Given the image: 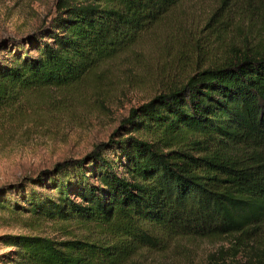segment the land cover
<instances>
[{
    "label": "trees",
    "instance_id": "obj_1",
    "mask_svg": "<svg viewBox=\"0 0 264 264\" xmlns=\"http://www.w3.org/2000/svg\"><path fill=\"white\" fill-rule=\"evenodd\" d=\"M182 1L55 0L49 22L0 43V118L79 83ZM232 9L255 28V47L130 109L84 157L0 188L1 209L92 225L105 239L5 235L0 264H125L173 237H233L248 264H264V0ZM9 191L26 206L4 200Z\"/></svg>",
    "mask_w": 264,
    "mask_h": 264
},
{
    "label": "rangeland",
    "instance_id": "obj_2",
    "mask_svg": "<svg viewBox=\"0 0 264 264\" xmlns=\"http://www.w3.org/2000/svg\"><path fill=\"white\" fill-rule=\"evenodd\" d=\"M54 4L55 0H0V43L49 22ZM257 39L255 28H248L232 9V0H183L145 26L132 46L79 83L38 92L18 114L0 118V188L34 178L66 159L84 157L108 141L130 109L224 57L252 49ZM8 193L4 200L16 198L26 206ZM17 234L58 242L106 237L92 225L44 221L0 208V238ZM234 241L173 237L140 249L125 264H248L250 250L235 247V251ZM10 250L0 239V256Z\"/></svg>",
    "mask_w": 264,
    "mask_h": 264
}]
</instances>
